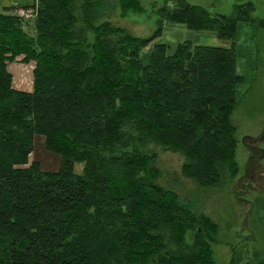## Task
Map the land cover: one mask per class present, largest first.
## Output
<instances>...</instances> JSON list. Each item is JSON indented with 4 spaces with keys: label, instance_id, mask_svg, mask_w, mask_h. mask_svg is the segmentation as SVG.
I'll use <instances>...</instances> for the list:
<instances>
[{
    "label": "trees",
    "instance_id": "trees-1",
    "mask_svg": "<svg viewBox=\"0 0 264 264\" xmlns=\"http://www.w3.org/2000/svg\"><path fill=\"white\" fill-rule=\"evenodd\" d=\"M236 1L226 16L164 0L156 29L144 38L103 19L115 6L122 18L142 15L139 0H33L26 8L36 17L26 22L0 7L6 264H215L214 225L159 184L156 155L139 147L179 152L181 176L201 188L238 173L230 119L243 82L236 40L239 24H252L254 6ZM166 24L212 33L223 45L184 41L169 54L171 45L157 42ZM17 57L35 64L31 93L11 86L6 63ZM37 136L60 157L55 172L38 162L18 168ZM239 260L228 264L251 262ZM255 264H264V254Z\"/></svg>",
    "mask_w": 264,
    "mask_h": 264
},
{
    "label": "rangeland",
    "instance_id": "rangeland-1",
    "mask_svg": "<svg viewBox=\"0 0 264 264\" xmlns=\"http://www.w3.org/2000/svg\"><path fill=\"white\" fill-rule=\"evenodd\" d=\"M139 1L144 9L142 15L130 14L122 18L119 8L115 6L103 19L124 28L135 37H148L156 29L157 10L163 6L164 0ZM185 1L205 8L212 15L226 16L233 15V7L238 3L236 0ZM243 2H251L254 12L252 24H239L236 40V71L243 78L242 84L236 88L237 102L230 118L237 144L236 176L230 177L228 172H224L219 186L201 188L181 176L184 157L179 152L165 150L151 143L139 147L144 153L156 155V164L161 172L159 184L177 193L194 213L206 216L214 225L210 236L214 241L211 248L215 264H228L233 258H240L242 263L251 260L249 264H255L264 254V0ZM17 10L11 9L8 13L16 14ZM30 26L32 33V23ZM208 35L212 33L190 31L178 24H166L157 42L169 43L171 54L178 43L187 41L194 45L201 44L207 40ZM218 42V46L223 45ZM22 58L7 62V71L11 75L14 90L31 93L34 62H23ZM28 63H31L29 73L24 68ZM59 160L58 155L44 149L43 138L37 136L27 163L18 168H28L32 162H38L43 171L55 172ZM81 170L82 165L76 164L75 172L79 174ZM164 236L168 242V233L165 232ZM185 241L189 246L192 245V232L186 234ZM6 247L0 244V264L8 262ZM167 247L172 246L168 243Z\"/></svg>",
    "mask_w": 264,
    "mask_h": 264
},
{
    "label": "crops",
    "instance_id": "crops-1",
    "mask_svg": "<svg viewBox=\"0 0 264 264\" xmlns=\"http://www.w3.org/2000/svg\"><path fill=\"white\" fill-rule=\"evenodd\" d=\"M32 4H33V0H0V7L10 8V9L26 8V7L31 6ZM206 39L207 40H204L205 42H203L201 44H195V45H202V46L210 45L212 47L220 45V43L218 42V40L214 34L208 35V37H206ZM30 64L31 63L25 64L26 66H24L22 64V66H24V68H26L28 70V73L30 72L29 68H28L31 66ZM6 68H7V66H6ZM33 69H34V67H32V71H33ZM12 80H13V77H12Z\"/></svg>",
    "mask_w": 264,
    "mask_h": 264
},
{
    "label": "built area",
    "instance_id": "built-area-1",
    "mask_svg": "<svg viewBox=\"0 0 264 264\" xmlns=\"http://www.w3.org/2000/svg\"><path fill=\"white\" fill-rule=\"evenodd\" d=\"M18 12L15 14L19 17L23 22L33 20L36 17V9L33 8H20L17 10Z\"/></svg>",
    "mask_w": 264,
    "mask_h": 264
}]
</instances>
